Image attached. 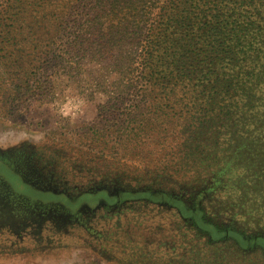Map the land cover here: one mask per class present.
Listing matches in <instances>:
<instances>
[{
    "label": "rangeland",
    "instance_id": "rangeland-1",
    "mask_svg": "<svg viewBox=\"0 0 264 264\" xmlns=\"http://www.w3.org/2000/svg\"><path fill=\"white\" fill-rule=\"evenodd\" d=\"M128 1L0 0L47 59L46 86L0 102V264H264V191L240 193L227 174L213 186L229 114L146 88L136 63L128 86L134 46L114 33ZM145 1L158 28L170 9ZM187 23H169L180 50L168 79L205 62ZM208 83L201 94L217 92Z\"/></svg>",
    "mask_w": 264,
    "mask_h": 264
},
{
    "label": "trees",
    "instance_id": "trees-1",
    "mask_svg": "<svg viewBox=\"0 0 264 264\" xmlns=\"http://www.w3.org/2000/svg\"><path fill=\"white\" fill-rule=\"evenodd\" d=\"M154 4L129 0L121 35L114 31L134 46L131 65L125 71L126 81L136 70V63L142 65L140 73L146 88H154L164 96L189 90L193 100L190 107L202 105L208 116L215 113L208 114L210 102H218L215 106L225 109L227 120H231L230 129L213 141L218 148V143H222V149L226 141L228 144L226 154L211 157L217 163L213 177H219V183L216 181L213 186L223 188L227 174L229 187L240 193L264 191V0H164L158 7L170 10L158 28L152 18ZM0 18L7 20L0 19V102L12 105L46 86V79L40 75L47 59L45 55L29 53L30 31L19 26L23 18L20 13H13L12 4L0 9ZM179 19L190 21L184 25L186 34L190 32L187 35L191 56L198 57L197 65L200 57L205 62L192 67L189 74L182 73L178 79L174 74L168 79L166 76L177 69L176 52L180 50L173 44L174 31L169 23ZM209 80L210 88L217 92L201 94L199 91L208 88L205 85ZM219 81L225 84L222 91L217 89ZM238 168L249 173H239Z\"/></svg>",
    "mask_w": 264,
    "mask_h": 264
},
{
    "label": "flooded vegetation",
    "instance_id": "flooded-vegetation-1",
    "mask_svg": "<svg viewBox=\"0 0 264 264\" xmlns=\"http://www.w3.org/2000/svg\"><path fill=\"white\" fill-rule=\"evenodd\" d=\"M6 176L10 179V177L6 174ZM15 187L18 189V190H22L21 189V186H19V185H17V184H15ZM23 191V190H22Z\"/></svg>",
    "mask_w": 264,
    "mask_h": 264
}]
</instances>
